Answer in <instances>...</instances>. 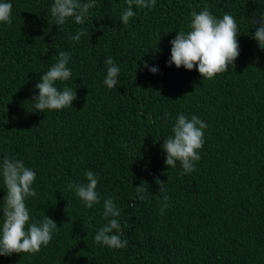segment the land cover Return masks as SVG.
I'll return each mask as SVG.
<instances>
[{"label":"trees","instance_id":"1","mask_svg":"<svg viewBox=\"0 0 264 264\" xmlns=\"http://www.w3.org/2000/svg\"><path fill=\"white\" fill-rule=\"evenodd\" d=\"M3 2L13 5V23H0V163L15 156L35 170L30 217L48 215L59 229L39 253L0 256V264H264V50L252 38L264 0H156L152 9L133 6L127 25L126 0H96L82 25L70 18L61 27L49 24L54 0ZM205 7L218 19L232 15L239 28L235 68L213 80L168 64L170 42ZM81 27L87 35L70 39ZM59 51L71 54L72 76L56 86L77 99L38 112L35 85ZM107 57L120 68L113 89L104 84ZM179 114L208 125L187 174L179 162L169 168L162 150ZM87 171L99 178L101 204L92 209L67 189L86 183ZM6 194L0 177V205ZM109 197L121 210L123 249L94 242Z\"/></svg>","mask_w":264,"mask_h":264},{"label":"clouds","instance_id":"2","mask_svg":"<svg viewBox=\"0 0 264 264\" xmlns=\"http://www.w3.org/2000/svg\"><path fill=\"white\" fill-rule=\"evenodd\" d=\"M126 3L127 7L120 18L124 25L136 15L133 6L152 9L156 5V0H126ZM95 4L96 0H54L50 7L52 20L49 24L61 27L71 18L77 25H82ZM12 9V3L0 0V23L12 25ZM190 16L189 31H179L170 42L172 48L169 66L174 64L177 68L184 67L189 71L197 69L204 80L215 79L218 74L229 71L230 66L235 68L234 62L240 55L239 28L236 19L230 14L218 19L207 7L199 12L193 10ZM253 23L255 33L252 38L258 42L259 48L264 50V12L259 13ZM86 35L87 30L81 27L70 39L79 42L81 37ZM57 56L55 63L40 76L39 82L35 85L39 94L32 100L38 112L70 108L77 99V93L72 88L65 86L60 90L56 86L58 81H68L72 76V71L68 67L71 54L59 51ZM105 64L107 73L104 84L108 89H113L118 84L120 68L112 57H107ZM144 67L153 74L159 71L157 67H150L147 62ZM167 116L168 114L165 113L166 119ZM207 127L206 122L196 115H192L189 119L184 114H179L171 129L172 135L164 139L162 145V150L167 154L165 164L169 168H175L179 162L186 174L196 171V162L201 159L199 153L205 144L204 130ZM123 146L128 145L125 143ZM84 175L86 183H69L67 189L74 191L86 208L92 209L101 204V197L97 192L99 178L92 171H87ZM0 177L7 193L3 204L0 205L3 211V224L0 226V256H11L14 253L37 254L42 247L51 243L53 234L59 227L48 215L42 220H32L30 217L26 200L37 196L33 188L36 172L26 167L23 160L15 156H5L0 163ZM156 183L160 187V192L166 193L165 183L159 179ZM136 193L140 200L147 198L144 186L136 187ZM168 200V195H163L161 214L168 208ZM129 207H135V204H130ZM103 216L107 223L98 229L94 242L111 249L125 248L128 241L122 240L119 234L121 210L111 197L103 200Z\"/></svg>","mask_w":264,"mask_h":264}]
</instances>
